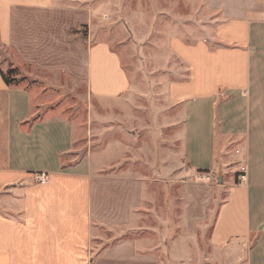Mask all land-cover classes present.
<instances>
[{"label":"crops","instance_id":"obj_1","mask_svg":"<svg viewBox=\"0 0 264 264\" xmlns=\"http://www.w3.org/2000/svg\"><path fill=\"white\" fill-rule=\"evenodd\" d=\"M199 1L213 15L194 43L174 40L187 72L170 82L166 101L182 108L190 169L211 168L206 174L219 173L226 189L211 244L248 245L261 232L262 243L241 264H264V0ZM95 2L0 0V41L24 64L85 82L93 98L120 99L130 90V75L107 32L95 25L104 21L107 4ZM60 119H48L40 98L8 85L0 72V264H161L156 245L143 251L148 245L131 238L101 242L95 253L96 238L109 240L96 234V225L129 228L135 220L145 230L146 185L154 178L110 171V162L97 167L88 159L79 166L66 159L70 131ZM157 164L163 166L161 157ZM43 173L47 183L38 179ZM189 194L184 217L192 232V223L205 227L211 198L204 193L192 202Z\"/></svg>","mask_w":264,"mask_h":264},{"label":"rangeland","instance_id":"obj_2","mask_svg":"<svg viewBox=\"0 0 264 264\" xmlns=\"http://www.w3.org/2000/svg\"><path fill=\"white\" fill-rule=\"evenodd\" d=\"M95 1L107 4L104 21L95 25L107 32V39L121 54L130 75V90L120 99L93 98L85 82L65 72L24 64L0 41L1 65L16 69L11 76H16L17 88L40 98L48 119L60 117L58 121L68 124L71 151L66 159H76L79 166L88 159L97 167L110 162V171L154 178L146 185L145 230L141 232L135 220L129 228L99 230L96 225V234H104L109 240L96 238L93 250L97 254L102 248L99 243L112 244L125 237L138 240L142 247L148 245L143 251H149L152 243L156 245L161 264H241L242 256L260 242L261 232L254 233L248 245L211 244L210 228L226 189H220L223 180L218 178L219 173L212 177L206 174L211 168L190 169L182 151V108H172L166 101L170 82L184 78L187 72L172 47L174 40L194 43L213 12L199 0ZM80 30L84 35L85 27ZM160 157L163 166L157 164ZM189 193L192 202L204 193L211 198L205 227L192 223V232L184 217Z\"/></svg>","mask_w":264,"mask_h":264},{"label":"trees","instance_id":"obj_3","mask_svg":"<svg viewBox=\"0 0 264 264\" xmlns=\"http://www.w3.org/2000/svg\"><path fill=\"white\" fill-rule=\"evenodd\" d=\"M75 32V31H74ZM15 68H9L7 71H3V70H0L5 82L8 84V85H11L13 84L14 82H16L17 78L16 76L12 78V74H14L15 72Z\"/></svg>","mask_w":264,"mask_h":264},{"label":"built area","instance_id":"obj_4","mask_svg":"<svg viewBox=\"0 0 264 264\" xmlns=\"http://www.w3.org/2000/svg\"><path fill=\"white\" fill-rule=\"evenodd\" d=\"M48 176L43 173L40 175V177L38 178L40 182H46L47 181V178ZM247 178V166L243 165L241 166L240 170H239V179L241 181H245Z\"/></svg>","mask_w":264,"mask_h":264}]
</instances>
